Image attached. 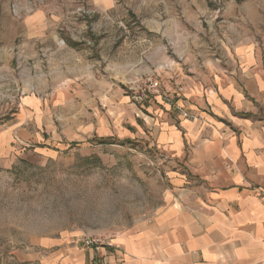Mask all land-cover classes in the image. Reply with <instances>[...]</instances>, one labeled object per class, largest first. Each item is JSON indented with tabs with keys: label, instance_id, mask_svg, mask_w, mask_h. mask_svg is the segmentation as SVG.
<instances>
[{
	"label": "crops",
	"instance_id": "obj_1",
	"mask_svg": "<svg viewBox=\"0 0 264 264\" xmlns=\"http://www.w3.org/2000/svg\"><path fill=\"white\" fill-rule=\"evenodd\" d=\"M2 3L0 65L9 76L19 75L14 61L25 67L19 117L26 125L0 133V151L39 143L46 131L45 146L66 150L94 137L144 138L168 160L165 202L152 218L97 252L62 246L49 264H264V54L244 43L225 46L223 59L190 58L188 71L164 75L159 94L135 103L109 76L78 69L84 57L70 43L61 48L54 34L62 12L40 5L12 14ZM195 48L200 55L203 48ZM148 49L137 65L150 55L168 56L166 47ZM35 54L32 63L40 67L33 69L28 64ZM99 90L104 94L95 95ZM84 93L81 103L77 96ZM85 106L94 110L88 121L65 112ZM99 106L105 111L97 112Z\"/></svg>",
	"mask_w": 264,
	"mask_h": 264
},
{
	"label": "rangeland",
	"instance_id": "obj_2",
	"mask_svg": "<svg viewBox=\"0 0 264 264\" xmlns=\"http://www.w3.org/2000/svg\"><path fill=\"white\" fill-rule=\"evenodd\" d=\"M2 1L12 14L40 5L62 12L54 38L61 48L68 49L65 43H70L73 52L84 57L76 63L80 70L95 72L92 64L101 59L102 50L114 46L116 34L122 32L115 46L137 47L126 53L107 76L124 94H128L127 82L121 83L120 73L125 75L132 69L151 71L158 64L172 61L174 70L165 71L162 77H177L188 71L185 67L192 58L223 59L225 46L244 43L264 54V0ZM99 4L106 5V12L97 10ZM166 26L173 28L167 37ZM162 39L164 43H159ZM165 45L168 56L150 55V61L137 65L145 50ZM177 45L185 49L183 54L175 52ZM196 46L203 48L200 55L193 53ZM38 54L30 56L26 66L40 67L32 63ZM11 68L19 75L5 74L0 65V133L26 125L25 117H19L26 94L15 100L10 98L17 88H22L25 67L14 61ZM102 75L106 76L95 72L96 78ZM127 76L125 80L131 79ZM99 94L104 93L95 95ZM87 95L77 97L82 103ZM100 111L105 108L99 106L97 112ZM65 112L70 118L75 113L88 121L94 110L85 106ZM57 115L54 110L56 124ZM41 135L39 143L17 147L12 142L16 147L0 151V264H49L58 248L80 247L82 244L76 240L87 236L113 238L152 218L164 205L168 160L149 146L147 139L94 137L83 147L72 145L66 150L57 145L45 146L50 133ZM111 141L120 145L119 151L111 150L117 146Z\"/></svg>",
	"mask_w": 264,
	"mask_h": 264
},
{
	"label": "built area",
	"instance_id": "obj_3",
	"mask_svg": "<svg viewBox=\"0 0 264 264\" xmlns=\"http://www.w3.org/2000/svg\"><path fill=\"white\" fill-rule=\"evenodd\" d=\"M173 62H165L164 64H158L154 70H151L141 76H135L129 79L126 83L127 91L131 99L135 103H142L149 101L151 96L157 95L161 92V79L164 72H171ZM26 94L23 88H17L15 95H10L11 100L22 97ZM264 195V194H263ZM80 242L85 248H93L96 252L100 251L103 246L111 247L112 238H97L93 236H87L83 239H77L76 243Z\"/></svg>",
	"mask_w": 264,
	"mask_h": 264
},
{
	"label": "clouds",
	"instance_id": "obj_4",
	"mask_svg": "<svg viewBox=\"0 0 264 264\" xmlns=\"http://www.w3.org/2000/svg\"><path fill=\"white\" fill-rule=\"evenodd\" d=\"M126 2H128V0H126ZM121 28L123 29L124 25H121ZM172 30L173 28L171 26H166L164 36L167 37L172 32ZM122 35V32H118L113 40L114 46L111 49L102 50L104 54L101 59L98 62H94L92 64V68L95 70L96 73H104L105 75H111V70L115 67H118L119 62L122 61L124 55L137 47L136 44L129 45L123 49L116 47L115 45L117 41L120 40ZM145 40H147V37H145ZM158 42L164 43L163 39ZM165 47H168V45H165ZM110 143L117 144V142L115 141H111ZM111 150L119 151L120 145L117 144V146Z\"/></svg>",
	"mask_w": 264,
	"mask_h": 264
}]
</instances>
